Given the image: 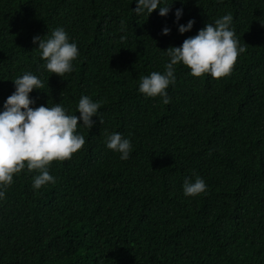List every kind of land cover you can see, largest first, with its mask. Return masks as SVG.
Instances as JSON below:
<instances>
[{"label": "trees", "instance_id": "1", "mask_svg": "<svg viewBox=\"0 0 264 264\" xmlns=\"http://www.w3.org/2000/svg\"><path fill=\"white\" fill-rule=\"evenodd\" d=\"M166 3V16H136L135 0H0V110L30 71L44 81L31 107L62 103L79 116L88 95L103 121L78 125L85 144L51 162L55 184L33 190L38 170L14 174L0 200V264H264V0ZM228 13L246 48L230 74L178 64L170 103L138 92L141 76L164 70L167 48ZM57 26L79 50L63 77L33 43ZM112 132L131 140L127 160L105 146ZM196 176L206 192L185 196Z\"/></svg>", "mask_w": 264, "mask_h": 264}, {"label": "clouds", "instance_id": "2", "mask_svg": "<svg viewBox=\"0 0 264 264\" xmlns=\"http://www.w3.org/2000/svg\"><path fill=\"white\" fill-rule=\"evenodd\" d=\"M135 3L136 7L131 10L136 16L149 15L156 9H159V15L166 16L170 11V4L166 0H135ZM182 14V8L175 10L177 22ZM194 23L193 19H189L186 24H180L179 33L190 31ZM232 24L233 16L224 14L214 22L205 24L195 36L184 39L180 46L167 48L168 60L164 70L141 76L138 92L146 97L159 96L162 104L170 103L167 89L176 82L175 66L178 64L187 67L189 74L196 77L210 74L213 78H220L230 74L237 57L246 51ZM169 32L167 27L162 29L163 35ZM124 39L121 36V40ZM37 42L36 49L47 72L63 77L73 71V62L79 56V50L76 42L70 41L63 26L54 28L44 39L34 36L33 43ZM12 81L15 90L5 99L0 110V200L5 198V190L14 182V174H19L25 168L38 170L39 174L32 179L33 190L55 184L56 178L48 170L51 162L70 159L85 144V136L77 131L78 125L90 130L95 123L93 116H98L103 123L98 114L101 102L94 101L88 95L79 97L75 108V113H79L77 116L70 114L62 103H54L51 107H31L35 102L29 94L33 89L40 90L44 86V81L32 72L26 71ZM105 146L119 153L122 161L127 160L133 150L131 140L120 132L107 134ZM182 190L185 196H197L206 192L207 184L200 176L194 179L186 177Z\"/></svg>", "mask_w": 264, "mask_h": 264}]
</instances>
